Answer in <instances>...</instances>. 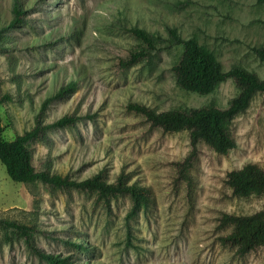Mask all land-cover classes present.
<instances>
[{
  "label": "rangeland",
  "instance_id": "1",
  "mask_svg": "<svg viewBox=\"0 0 264 264\" xmlns=\"http://www.w3.org/2000/svg\"><path fill=\"white\" fill-rule=\"evenodd\" d=\"M14 0H0V107L3 137L11 142L39 120H77L31 143L37 169L82 180L105 170L110 179L126 168L132 182L151 190L147 208L130 196L105 198L80 189L17 183L0 161V220L42 228L30 242L0 226V264H52L37 248L69 264H264V247L246 256L221 244L225 214H250L263 197L235 198L229 171L256 163L264 168V93L230 125L238 147L228 156L198 145L193 185L178 179L175 162L191 152L187 132L165 134L136 102L156 111L226 107L238 94L232 79L212 93L184 91L174 66L183 54L170 30L195 38L225 70L234 66L264 80V4L258 0H20L27 20L10 27ZM156 39L153 55L125 67L122 59L144 47L132 28ZM76 81L77 91L56 96ZM33 243L36 248L31 244ZM75 244L79 245L76 246Z\"/></svg>",
  "mask_w": 264,
  "mask_h": 264
},
{
  "label": "trees",
  "instance_id": "2",
  "mask_svg": "<svg viewBox=\"0 0 264 264\" xmlns=\"http://www.w3.org/2000/svg\"><path fill=\"white\" fill-rule=\"evenodd\" d=\"M258 2L264 4V0ZM13 13L10 27L26 22V10L23 9L20 0H14ZM131 31L143 40L144 47L122 59L125 67L152 56L153 51L157 49L156 38L153 35L138 27L132 28ZM3 32L4 29L0 28V36ZM170 33L172 44L183 47L182 57L173 69L177 82L184 91L207 95L229 79H232L238 88V94L226 107L207 105L190 110L156 111L140 103L128 104L129 111L143 114L153 127L160 128L165 134L188 133L191 152L174 164L178 179L192 186V170L195 168V160L198 156V145L204 142L216 153L225 156L236 149L238 143L231 135L230 125L237 115L249 108L256 94L264 93V80L255 72L240 66L225 70L217 56L198 40L183 39L176 29H171ZM255 52L264 62V46L256 48ZM77 88L76 81L70 82L61 87L56 96L70 95L76 92ZM12 100L10 93H0V107ZM75 120H77L75 116H64L52 123L39 120L32 130L25 131L11 142L4 140V128L0 123V161L5 166L10 179L24 184L41 181L51 189L75 188L96 192L105 198L130 196L135 211L147 208L151 203V190L138 182H132L131 172L126 168H123L114 179H110L105 170H99L82 180L49 169L36 168L31 143L41 139L46 132L56 127L69 126ZM225 184L231 190L232 197H263L264 168L256 163H247L240 169L227 172ZM0 226L12 228L30 242L38 232L43 231L35 224L17 221L0 220ZM219 228H231L230 232L220 235L219 240L222 245L234 248L242 257L255 252L264 247V206L250 214L225 213L219 218ZM32 246L36 248L34 244ZM37 253L41 257L48 258L52 264H69L65 258L49 255L38 248Z\"/></svg>",
  "mask_w": 264,
  "mask_h": 264
}]
</instances>
